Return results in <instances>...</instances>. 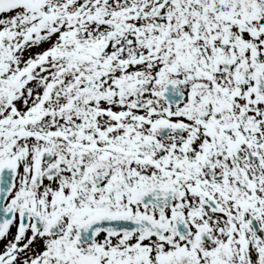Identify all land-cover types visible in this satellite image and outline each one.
Wrapping results in <instances>:
<instances>
[{
	"label": "snow or ice",
	"instance_id": "6c2138e0",
	"mask_svg": "<svg viewBox=\"0 0 264 264\" xmlns=\"http://www.w3.org/2000/svg\"><path fill=\"white\" fill-rule=\"evenodd\" d=\"M0 264H264V0H0Z\"/></svg>",
	"mask_w": 264,
	"mask_h": 264
}]
</instances>
